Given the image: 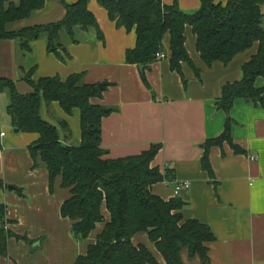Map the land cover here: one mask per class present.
Returning a JSON list of instances; mask_svg holds the SVG:
<instances>
[{"label": "crops", "instance_id": "0c3cea01", "mask_svg": "<svg viewBox=\"0 0 264 264\" xmlns=\"http://www.w3.org/2000/svg\"><path fill=\"white\" fill-rule=\"evenodd\" d=\"M87 1L102 32L101 41L94 29H88L78 35V44L64 42L65 51H58L62 61L48 53L45 38L30 42L26 53L17 41L0 40V79L13 82L21 95L33 92L23 79L27 73L33 81L55 77L65 81L81 75L84 85H105L99 97L90 99L93 105L112 109L101 122L104 157H134L149 151L151 145H160L151 166L169 177L152 185L151 192L164 202L184 203L179 211L183 220H197L209 228L214 240L206 245V264H264V102L242 98L233 102L231 141L242 152L235 153L224 141L207 151L212 176L202 167L206 141L220 137L225 129L227 114L219 103L222 87L240 80L243 65L258 51L257 44L227 65L207 67L196 51L191 27H186L185 51L199 77L186 63L180 64V73L170 68L168 35L162 43L166 58L140 71V66L125 61V52L136 45L134 30L117 27L97 0ZM160 1L166 6L174 2ZM219 1L225 4L227 0ZM8 2L17 6L21 0ZM177 6L186 15L201 10L199 0H177ZM260 13L264 16V1ZM65 16L60 0H47L40 11L6 28L20 32L25 27L55 24ZM254 85L263 90L264 97V78H256ZM7 106V96L0 92V133L5 134H0V206L5 209V230L12 234L5 253L0 254V264H74L96 242L106 223H98L86 240L71 235L73 223L61 215L68 192L58 183L50 191L47 170L34 167L29 152L38 135L14 132ZM40 117L57 130L63 146L80 144L78 108L66 115L59 103L42 102ZM184 182L189 189L175 195V187ZM102 216L109 221L105 206ZM132 244L146 247L157 264H165L147 234L137 233ZM181 259L185 264H204L199 257L189 258L187 251Z\"/></svg>", "mask_w": 264, "mask_h": 264}, {"label": "trees", "instance_id": "16d2710c", "mask_svg": "<svg viewBox=\"0 0 264 264\" xmlns=\"http://www.w3.org/2000/svg\"><path fill=\"white\" fill-rule=\"evenodd\" d=\"M8 1L0 0V40L17 41L24 53L29 51L30 42L45 38L48 53L64 61L58 52L64 42L78 44V35L88 29L96 31L98 41L103 39L87 9V0L69 5L60 0L66 12L62 21L25 27L20 32H9L6 27L31 17L47 0H21L17 6ZM199 1L201 10L186 15L178 8L177 0L171 6L160 0H97L112 23L128 32L134 30L136 45L125 52V61L144 70L163 51L162 43L168 35L170 68L180 73V64L186 63L199 77L185 51L186 27H191L196 51L207 67L214 63L227 65L236 55L257 44L258 51L243 65L240 80L222 87L219 103L227 114L225 129L220 137L206 141L202 156V167L212 176L207 157L211 146L227 141L235 153L242 152L231 141L229 114L233 102L238 98L264 102L263 90L254 85L256 78H264V16L260 13L264 0H227L225 4L218 0ZM23 79L32 93L21 95L13 82L0 79V92L7 96V115L17 132L38 135V140L29 146L33 166L47 170L50 191L58 183L59 188L68 192L61 215L73 223L71 235L76 240H86L98 223H106L96 242L74 264H157L146 247L132 244L137 233L148 235L165 264H185L181 259L184 251L189 258L199 257L201 262L208 263L206 245L214 240L209 228L197 220H183L179 211L184 203L177 199L164 202L151 192L152 185L169 177L151 166L160 145H151L149 151L138 156L107 159L100 146L101 122L112 109L91 103V98L101 95L98 86L84 85L81 75H72L65 81L59 77L33 81L31 73H27ZM42 102L59 103L66 115L73 108L79 109L82 133L78 146L65 147L60 143L57 130L40 117ZM61 127L66 128V123L61 122ZM103 206L109 214L107 222L102 216ZM5 221V209L0 206V254L5 253L7 238L12 236L5 230Z\"/></svg>", "mask_w": 264, "mask_h": 264}, {"label": "built area", "instance_id": "2783aa9c", "mask_svg": "<svg viewBox=\"0 0 264 264\" xmlns=\"http://www.w3.org/2000/svg\"><path fill=\"white\" fill-rule=\"evenodd\" d=\"M165 58H166V55L162 52L157 53V55H156V60H161V59H165ZM0 134L2 137L5 136L4 133H0ZM187 189H189V183L184 182V183L178 185L177 187H175V195H178L181 192V190H187Z\"/></svg>", "mask_w": 264, "mask_h": 264}, {"label": "water", "instance_id": "95a60500", "mask_svg": "<svg viewBox=\"0 0 264 264\" xmlns=\"http://www.w3.org/2000/svg\"><path fill=\"white\" fill-rule=\"evenodd\" d=\"M63 51H65V48L62 49ZM140 71H142L143 69L141 67H139ZM104 86L105 85H100L98 86V89L102 92V90H104ZM14 132H17L16 130H14ZM8 190H12L11 187H8Z\"/></svg>", "mask_w": 264, "mask_h": 264}]
</instances>
